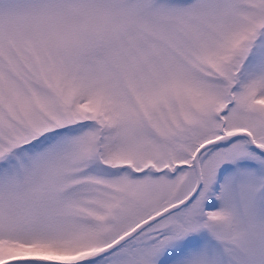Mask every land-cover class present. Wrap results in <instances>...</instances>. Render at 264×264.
Here are the masks:
<instances>
[{"label": "snow or ice", "instance_id": "6c2138e0", "mask_svg": "<svg viewBox=\"0 0 264 264\" xmlns=\"http://www.w3.org/2000/svg\"><path fill=\"white\" fill-rule=\"evenodd\" d=\"M0 264H264V0H0Z\"/></svg>", "mask_w": 264, "mask_h": 264}]
</instances>
